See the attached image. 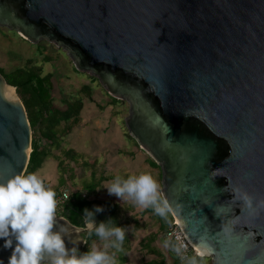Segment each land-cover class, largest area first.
Here are the masks:
<instances>
[{"label":"water","instance_id":"95a60500","mask_svg":"<svg viewBox=\"0 0 264 264\" xmlns=\"http://www.w3.org/2000/svg\"><path fill=\"white\" fill-rule=\"evenodd\" d=\"M0 27L57 45L128 103L126 128L161 168L162 198L195 250L206 236L212 264H264V0H0ZM32 134L0 73V182L25 174ZM61 226L80 253L86 223L56 215ZM4 239L8 264L16 242Z\"/></svg>","mask_w":264,"mask_h":264},{"label":"rangeland","instance_id":"374dc122","mask_svg":"<svg viewBox=\"0 0 264 264\" xmlns=\"http://www.w3.org/2000/svg\"><path fill=\"white\" fill-rule=\"evenodd\" d=\"M26 66L41 67L43 75H53L52 95L56 107L65 109L67 102H83L79 121L71 133H60V146L49 143L37 131V136L41 137L40 145L47 147L51 155L35 172L46 186L56 191L65 185L71 190L84 192L93 171L100 175V165L122 158L125 151L136 149L137 143L125 125L129 105L119 99L113 102L98 79L78 71L62 48L49 42L32 43L17 32L0 27V68L9 73ZM69 149L75 151L73 159L65 154ZM59 161H62L60 168ZM140 237L136 236L132 242L134 255L130 256L131 264H142L141 257L144 256L139 254L143 247ZM115 257L117 264H125L116 253ZM145 257L151 256L145 254ZM205 262L212 264L209 258Z\"/></svg>","mask_w":264,"mask_h":264},{"label":"clouds","instance_id":"9594fccd","mask_svg":"<svg viewBox=\"0 0 264 264\" xmlns=\"http://www.w3.org/2000/svg\"><path fill=\"white\" fill-rule=\"evenodd\" d=\"M106 188L121 199L131 198L139 206H152L160 215L171 211L168 201L161 196L157 180L149 172L115 176ZM235 196L252 206L254 197L247 191L238 189ZM259 203L264 206V200ZM56 209L55 190L46 186L36 172L15 174L0 182V238H6L4 246L7 248H12L14 240L16 242L8 264H42V261H47V264H117L115 253L109 249H121L126 227L112 220L97 223L95 212L85 208L89 234L94 232L102 244L93 241L88 251L78 253L77 248L69 250L65 246L62 233L67 232V228L61 226L58 231H53ZM95 211H103V208L96 205ZM224 231L227 235V229ZM181 247L183 245L177 246L176 251L179 252ZM196 250L201 257L213 250L206 236L202 237ZM0 264H4L3 259H0ZM188 264H202V261L193 256Z\"/></svg>","mask_w":264,"mask_h":264},{"label":"trees","instance_id":"16d2710c","mask_svg":"<svg viewBox=\"0 0 264 264\" xmlns=\"http://www.w3.org/2000/svg\"><path fill=\"white\" fill-rule=\"evenodd\" d=\"M0 73L5 77L10 85L17 88V93L25 104L33 131L32 152L30 154L29 164L25 172L26 175L28 173L35 172L41 167L44 160L51 155V151L47 147H42L40 145L41 137L37 136V131L49 143L53 145L55 144V146H60V133L63 132V134L66 135L71 133L74 125H76L79 121L80 113L83 109V102L81 100L67 102L65 109L56 107L53 103L52 95L53 75L50 73L43 75L41 67L26 66L17 68L9 73L0 68ZM94 79L97 80L96 78ZM111 99L113 102L119 101L113 97H111ZM65 154L69 156L70 159H73L75 151L69 149ZM58 165L59 168L62 167V161H59ZM156 166L159 167L157 164ZM64 186H62V188H65ZM96 188L97 186L94 183L92 186L90 184L85 186L84 192L71 190V196L64 205L59 216L65 217L75 226L84 227V209L87 208L95 212V220L97 223L112 220L114 223L122 226L117 220L119 210L117 203L108 199L100 200L97 198H91L94 195ZM59 190H55V192L58 193ZM96 205H100L103 208V211L96 212ZM146 212L151 213L154 218L159 221L160 228L165 234L171 229L174 218L170 212H167L166 215H160L152 206H148ZM97 240L100 239L94 232L92 234L87 233L86 243L82 247L80 253L88 251L93 241ZM124 244L125 240L123 241L122 247L125 246ZM170 248L176 251L174 245L170 244ZM118 251H120V249ZM193 256H195L198 261H202V264H209L205 262L208 258L198 256L195 253H191L185 261H182L177 256V258L174 259V264H188L189 258ZM164 260L165 259L162 258L161 261H151L146 264H161L164 263ZM125 262L126 261L123 260V263Z\"/></svg>","mask_w":264,"mask_h":264},{"label":"crops","instance_id":"0c3cea01","mask_svg":"<svg viewBox=\"0 0 264 264\" xmlns=\"http://www.w3.org/2000/svg\"><path fill=\"white\" fill-rule=\"evenodd\" d=\"M132 139L134 138L132 137ZM134 142L137 143L135 139ZM117 153L119 154L121 152L118 151ZM122 155V158L118 157V159L111 161L110 163L100 165V175L93 171L91 174V180L88 183L91 186L95 183L97 186L95 193L91 198L113 200L118 204L119 210L117 220L122 226L126 227L124 239L125 246L121 247L120 251L113 248H110L109 250L115 252L118 258H122L126 261L125 264H131L129 259L131 255H134L132 242L136 236H141L140 242H142L143 247L140 248L142 251L139 252V254L144 257L145 254L151 256L148 259L145 257V260H143L144 257H141L142 264L151 261H161L162 258L165 260L164 263L161 264H174V259L177 258V253L170 248V243L166 239V234L161 230L159 221L154 218L151 213L146 212L148 206H139L131 198L126 200L121 199L114 194H110L106 188L115 176L119 175L127 177L129 175H138L142 172H149L157 180L159 191L161 193V168L156 166V162L143 149H141L138 143L135 150L132 152L125 151ZM166 241L167 243H165ZM96 242L98 245L101 244L100 240H97Z\"/></svg>","mask_w":264,"mask_h":264},{"label":"built area","instance_id":"2783aa9c","mask_svg":"<svg viewBox=\"0 0 264 264\" xmlns=\"http://www.w3.org/2000/svg\"><path fill=\"white\" fill-rule=\"evenodd\" d=\"M71 196V189L68 187L62 188L59 190L58 193H56L57 198V209H56V215L59 216V214L62 212L64 205L68 201V199ZM166 239L167 241L175 246V249L179 245H183L181 247V250L179 252L176 251L177 256L182 260L185 261L188 259L189 255L191 253H195L199 256L198 252L190 245L187 238L183 234L182 230L180 229L177 222L174 220L173 225L171 229L166 233Z\"/></svg>","mask_w":264,"mask_h":264},{"label":"bare ground","instance_id":"6f19581e","mask_svg":"<svg viewBox=\"0 0 264 264\" xmlns=\"http://www.w3.org/2000/svg\"><path fill=\"white\" fill-rule=\"evenodd\" d=\"M13 93H14V90L12 89Z\"/></svg>","mask_w":264,"mask_h":264}]
</instances>
